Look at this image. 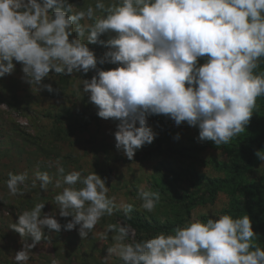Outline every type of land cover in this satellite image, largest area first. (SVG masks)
I'll return each instance as SVG.
<instances>
[{"label":"clouds","instance_id":"9594fccd","mask_svg":"<svg viewBox=\"0 0 264 264\" xmlns=\"http://www.w3.org/2000/svg\"><path fill=\"white\" fill-rule=\"evenodd\" d=\"M94 44L106 49L99 57L89 47ZM14 61L21 64L22 81L50 93L56 91L44 82L50 72L94 70L79 80L80 91L99 118L117 121L114 147L129 160L157 136L148 122L152 115L198 128V142L227 144L244 132L257 98L264 97V71H256L264 61V0H94L79 11L70 0H0V78L15 72ZM105 63L115 67L97 66ZM255 155L264 161V152ZM57 170L63 176L54 184L62 189L54 197L58 215L71 219L62 225L57 212L42 213L43 202L19 214L10 225L21 238L15 264H27L30 251L46 239L45 229H75L83 240L116 210L106 178ZM27 180L26 172L9 173V193L22 196ZM37 181L43 192L53 183L40 171L32 187ZM139 198L151 212L159 193L140 191ZM121 207L126 215L132 210ZM108 232L116 234L102 264L113 256L122 264H264L248 215L194 219L171 234L136 242H125L128 225L109 224L105 239Z\"/></svg>","mask_w":264,"mask_h":264},{"label":"rangeland","instance_id":"374dc122","mask_svg":"<svg viewBox=\"0 0 264 264\" xmlns=\"http://www.w3.org/2000/svg\"><path fill=\"white\" fill-rule=\"evenodd\" d=\"M70 2L74 11L94 4V0ZM89 47L97 57L106 51L98 44ZM14 63L15 72L0 78V264H15L13 256L21 248V238L10 225L24 210L43 202L42 213L57 212L62 225L71 219L59 217L54 200L62 190L54 187L55 181L63 180L58 167L65 174L95 172L106 178L107 195L114 198L116 210L112 216H103L83 240L75 229L59 233L45 229L46 239L30 251L27 264H102L116 234L108 232L105 239L107 226L128 225L121 216L125 214L122 204L131 205V211L162 228L135 232L128 225L131 232L125 242L171 234L194 219L206 221L229 214L233 218L248 215L257 233L253 242L264 248V161L255 155L264 152V97L257 98L244 132L222 145L198 142V128L186 122L176 126L164 115L149 116L157 136L129 160L114 147L117 121L99 118L88 94L80 91L79 80L90 79L94 70L70 76L50 72L44 80L56 89L50 93L22 81L21 64ZM97 66L103 70L115 67L107 63ZM256 71H264V61ZM176 133H180L179 140L173 139ZM37 171L52 177L47 192L41 191L39 181L32 187ZM21 172L28 175L27 187L21 186L22 196H13L6 181L9 173ZM140 191L159 193L153 211L141 208ZM109 264L122 261L113 256Z\"/></svg>","mask_w":264,"mask_h":264},{"label":"trees","instance_id":"16d2710c","mask_svg":"<svg viewBox=\"0 0 264 264\" xmlns=\"http://www.w3.org/2000/svg\"><path fill=\"white\" fill-rule=\"evenodd\" d=\"M122 218L135 232H145L151 230H162L159 225H155L138 215L137 212L131 211L127 215L122 214Z\"/></svg>","mask_w":264,"mask_h":264}]
</instances>
